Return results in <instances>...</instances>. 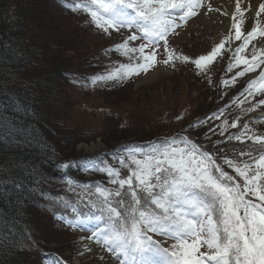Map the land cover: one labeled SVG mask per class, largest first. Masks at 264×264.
Here are the masks:
<instances>
[{
	"label": "snow or ice",
	"instance_id": "obj_1",
	"mask_svg": "<svg viewBox=\"0 0 264 264\" xmlns=\"http://www.w3.org/2000/svg\"><path fill=\"white\" fill-rule=\"evenodd\" d=\"M64 6L86 14L89 22L106 34L110 35V30L120 33L121 29L129 33L122 36V42L105 50L106 54L119 53L128 62L75 81L85 86L123 83L141 72L147 73L157 63L175 67L176 62H191L198 73L206 72L218 57L230 51L227 72L245 65L230 79L221 81L222 86L230 88L238 77L255 73L264 65V47L257 49L253 45L250 58L241 54L253 41L264 37V23L260 19L264 0L258 3L254 25L247 33L242 30L244 16L245 12L251 16V10L242 7V0H234L228 35L198 58L177 52L171 47L169 37L201 10L220 11L213 8L211 0H64ZM136 41L140 43L133 46ZM233 41L242 42L232 49ZM161 48L160 55L165 58L158 61ZM257 95L264 96V69L255 78H249L242 91L231 98V104L239 108L247 103L248 107L241 108V115H247L264 105V99L254 104L249 100ZM13 105L19 111L21 103L13 101ZM5 110L10 111L8 105ZM226 110L227 106L220 108L190 123L188 128L193 132L202 129L209 121L221 120ZM241 115L232 123L225 117L208 131L216 134L219 129L220 137H225L227 142H239L242 147L235 144L219 147L222 141H212L210 137L211 147H206L184 129L183 135L177 133L148 142L146 146H127L124 154L117 156L119 168L102 161L104 166L96 171L105 173L112 187L92 183L77 191L78 182L69 179L68 191L74 194L71 200L41 188L43 177L39 182L31 178L33 188L47 198V207L58 220L69 228L89 233L81 237L89 242L84 251L91 252L95 246L110 253L114 264H264V133L258 134L250 127L254 121L240 125ZM10 123L11 127L0 116V138L22 139L15 130V121ZM238 125L239 132L229 133L230 128ZM246 141L251 142L250 147ZM224 166L233 169L236 175L229 174ZM8 167L11 169V164ZM122 169L127 170L126 174L122 175ZM17 171L13 169L11 174L15 176ZM237 177L242 178L243 184L237 182ZM13 184L16 189L23 187L16 179ZM7 190L5 184L4 191ZM25 237L31 240L27 232ZM168 241L173 243L165 246ZM202 248L205 250L201 251ZM49 264L67 262L58 254H50Z\"/></svg>",
	"mask_w": 264,
	"mask_h": 264
},
{
	"label": "trees",
	"instance_id": "obj_2",
	"mask_svg": "<svg viewBox=\"0 0 264 264\" xmlns=\"http://www.w3.org/2000/svg\"><path fill=\"white\" fill-rule=\"evenodd\" d=\"M89 21L86 14L66 8L64 0H0V116L9 127L15 121V130L23 136H13L12 141L0 138V264H49L50 254L63 258L58 249L63 243L57 224L65 230L73 228L47 207V198L33 188L32 177L37 182L44 178L40 187L46 192L71 200L74 197L67 193V180L77 181L78 190L86 184H104L109 178L96 171L104 166L102 161L119 168L117 156L123 155L127 146H146L177 133L183 135L184 129L201 142L204 128L209 129L213 121L195 132L188 125L210 116L222 104L226 107V97L220 100L214 94L207 111L194 115L198 120L183 121L178 132L163 136L162 129H154L158 123L143 118L110 140H102L105 153L93 158L79 155V145L93 143L96 138L73 117L77 98L99 94L106 101L112 95L121 97L128 87L124 83L93 87L75 82L107 71L106 64H100L88 51ZM13 101L21 103L19 111ZM113 103L110 106L116 108L119 103L131 102L118 98ZM5 105L10 109L7 113ZM212 105L216 106L213 110ZM233 108L232 104L227 106ZM133 139L134 143H127ZM64 164L74 165L78 173H66ZM13 169L18 170L15 176ZM14 179L23 187L16 189ZM25 232L31 240L26 239Z\"/></svg>",
	"mask_w": 264,
	"mask_h": 264
},
{
	"label": "rangeland",
	"instance_id": "obj_3",
	"mask_svg": "<svg viewBox=\"0 0 264 264\" xmlns=\"http://www.w3.org/2000/svg\"><path fill=\"white\" fill-rule=\"evenodd\" d=\"M223 1L211 0L213 8H219L220 11L206 12V10H201L197 17L190 19L186 25H182V27L176 29V33L178 34L174 33L169 37L171 47L177 52L188 55L191 58H198L200 55L207 54L216 44L220 43L228 35L231 24L230 14L234 11V4L230 13L227 11L226 6L223 5ZM242 7L245 9L250 8L252 13L250 16L248 12H245L242 30L247 33L254 25V13L258 10V7H256L255 0H242ZM260 19L264 23V14H262ZM88 24L91 25V29L87 32L86 36L90 44L89 50H87L91 56L94 55L100 64H106L107 70L119 66L120 63L128 62L127 58L120 56L119 53H105L106 49L122 42V36L126 37L129 34L126 29H121L120 33L110 30L111 34L109 35L91 23ZM258 41H264V37H259L257 41H253L249 45V48L241 54L250 58L253 45L257 49L264 47V43H259ZM241 42L233 41L231 44L232 49L239 46ZM138 43L140 41L134 42L133 46ZM227 48L228 45H226ZM162 52L163 48L158 51V61L165 58L160 55ZM230 57L231 52L225 51L223 56L218 57L216 62L210 65L206 72L200 73H198V70L195 69V66L191 62H176L175 67L157 63L147 73L141 72L138 76H133L131 79L124 81V85L128 87L123 90L121 97L112 95L104 101V95L79 96L76 100L77 105L74 106L73 117L84 126V130L88 135L94 136L93 139L96 138L94 143L79 145V155L93 158L105 153L107 147L102 143V140H110L113 135L127 130L134 124V121L143 118L147 119L150 123H158L154 129H162L161 133L163 136L178 132L180 131L178 126L183 121L198 120V117L194 118V115L196 116L207 111L206 109L212 103L211 100H214V94L219 96L220 100L226 97L224 99L227 103L226 106L231 105V98L238 95L243 87L246 86L249 78H255L259 71L264 69V65H261V68L257 69L255 73H246L244 77H238L235 86L226 88L222 86L221 81L230 79L236 71L242 70L245 67V65H241L239 69H233L232 73L227 72ZM148 76L152 77L146 80ZM224 93H227V95ZM118 98L130 101L131 103L127 105L119 103V107H111L110 105L118 100ZM260 99H264V96L257 95L255 99L249 98L253 104ZM232 105L234 108L232 110L227 109L221 120L213 121L212 126L209 128L220 124L225 117L228 118L229 123H232L237 115H241V108L249 106L247 103L239 108L235 104ZM212 106L211 110L216 108V106ZM223 106L224 104L215 110L218 111L220 108H225ZM177 116L183 118L178 120L176 119ZM250 121H254L250 123L252 129L258 134L264 133V105L255 112L241 115L240 125ZM240 125L235 129L230 128L229 133L239 132L241 130ZM204 131L207 135L203 134L202 142L206 147H211L209 137L212 141L221 140L222 143L219 147L228 148L233 144L238 148L242 147L239 145V142H227L225 137H220L219 129L216 130V134L209 132L208 127L204 128ZM127 143H134V139L129 140ZM246 143L249 147L251 146L250 141H246ZM90 150H93L91 151L92 153ZM111 166L116 167L114 164H111ZM224 167L229 174L236 175L233 169H229L227 166ZM75 168L74 165H68L65 168V172L67 171L70 174L77 173L78 170ZM124 171L127 170L122 169V172ZM237 182L243 184L242 178L237 177ZM104 185L112 187L108 183V180L104 181ZM77 191H79L78 188ZM67 193L74 197V194L68 191V188ZM57 225L60 227L59 232L61 234L59 238L63 243L59 244L61 246L58 249L62 250V256L67 264L114 263V258H112L110 253L100 251L95 246L92 247L91 252L84 251L85 244L89 242L82 240L81 237H87L89 233L78 229L65 230L59 223ZM157 239L161 238L157 237ZM171 243L173 242L168 241L165 246ZM204 250V248L201 249V251ZM101 256H104L103 260L100 259Z\"/></svg>",
	"mask_w": 264,
	"mask_h": 264
},
{
	"label": "bare ground",
	"instance_id": "obj_4",
	"mask_svg": "<svg viewBox=\"0 0 264 264\" xmlns=\"http://www.w3.org/2000/svg\"><path fill=\"white\" fill-rule=\"evenodd\" d=\"M259 2H261V0H255L256 7H258V3ZM222 3H223L224 6H226L227 11L231 13L232 12V8H233V4H234V0H224ZM151 77L148 76V78H146V80L150 79ZM97 149H99V147H97ZM91 151H93V150H90V152ZM111 264H114V263H111Z\"/></svg>",
	"mask_w": 264,
	"mask_h": 264
}]
</instances>
